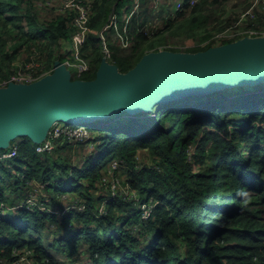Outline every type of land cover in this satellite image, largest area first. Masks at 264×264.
<instances>
[{
	"label": "trees",
	"instance_id": "obj_1",
	"mask_svg": "<svg viewBox=\"0 0 264 264\" xmlns=\"http://www.w3.org/2000/svg\"><path fill=\"white\" fill-rule=\"evenodd\" d=\"M109 1L111 7L131 5L95 0L90 27L98 29ZM199 8L195 4L190 17L177 12L190 31L206 16ZM73 14L67 10L41 21L31 0H0V81L12 73L20 49L47 66L40 41L71 37ZM145 21L130 35L133 52L115 57L119 70L150 49L143 48L149 39ZM90 65L81 78L95 76L98 66ZM84 125L97 134L90 140L94 149L78 153L77 162L70 159L74 141L66 137L51 150L37 151L25 135L0 150L17 147L15 156L0 158L1 258L30 249L40 264H264V82L187 95L147 112L119 111ZM141 151L151 155L150 164L138 161ZM114 158L127 166L118 169L128 173L124 183L139 192V201L103 187L102 174ZM35 181L50 194V211L24 203ZM149 201L145 217L140 207Z\"/></svg>",
	"mask_w": 264,
	"mask_h": 264
},
{
	"label": "water",
	"instance_id": "obj_2",
	"mask_svg": "<svg viewBox=\"0 0 264 264\" xmlns=\"http://www.w3.org/2000/svg\"><path fill=\"white\" fill-rule=\"evenodd\" d=\"M259 82H264V35L197 51L151 50L126 71L103 56L90 79L72 78L56 59L52 71L34 81L0 86V150L25 135L42 143L55 122L81 124L119 111L147 112L187 95Z\"/></svg>",
	"mask_w": 264,
	"mask_h": 264
},
{
	"label": "rangeland",
	"instance_id": "obj_3",
	"mask_svg": "<svg viewBox=\"0 0 264 264\" xmlns=\"http://www.w3.org/2000/svg\"><path fill=\"white\" fill-rule=\"evenodd\" d=\"M31 1L33 4V11L35 12L37 18L41 21H50L57 15H60L61 13L63 14L67 12V10L69 11L73 9V17L70 19V21H68V23L75 25L79 31H84L83 41L82 43L76 44L74 38L75 33H72L71 37L68 39L65 37H44L45 41H40L42 52H44L45 55L48 54L46 57L47 66L44 68L40 66L38 67L39 60L37 55L30 54L29 52L20 49V47V55H18V57L13 61L14 67L12 68V73H48L51 71V69H53L54 61L56 59H60L63 62L68 61V63H70L68 68L69 71H71V75H74L75 64L78 63L80 59L88 64L87 71L92 68L90 65V60L92 66L96 67L99 64V59H102L103 56H106L109 62L116 63V56L122 58L124 56L130 55L133 52L132 47L134 42L130 43L129 39L126 40L124 32L130 30L131 34L133 35V32L136 29H139L143 19L146 20L145 30L149 37L145 44H143V48L147 50L150 48L148 51L159 49H176L185 51L186 48L193 46L202 47L208 45L211 42L218 44L228 40V38L231 37H234L231 39L238 38L239 35L235 32L236 29L241 25H245L246 23L250 22V18L256 14L257 18L255 21H252V23L257 29L264 30V21L261 22L260 19L261 16L264 15V0H195L192 6L184 4V7L181 10L177 9V5L178 2H183V0H131V5H127L129 6L128 8H125L124 5H122L123 7L115 6L116 2L111 7V2L109 1L107 4L102 6L104 10L98 29L92 28L89 25L91 17L96 13V10L93 9L95 0H91L90 6H88L84 0L78 1L74 6L69 5L67 10L65 8L66 0ZM189 1L190 0H188V2ZM197 3L203 7L199 8L200 13L206 16H204L202 20L198 19L193 31H190L188 27H186L188 19L182 20L177 12L183 11L186 17H190L191 11L193 10L192 8ZM124 4L126 5V3ZM83 10L86 11L85 20L78 22L77 20L80 19V15L82 13L81 11ZM193 13L194 11L192 12V15ZM173 15L176 16V18L172 22ZM246 20L248 21L245 22ZM68 23L66 22V25L69 26ZM44 25L50 27V25H47V23H44ZM159 32H163V36L155 35ZM12 41L13 40H9V43ZM76 45L81 46L79 58H72V52ZM82 50L84 54L86 53L88 55L89 58H86L82 55ZM92 59L94 63L92 62ZM85 73L81 77L85 76ZM77 77L80 78V76ZM255 92L256 91H254V93ZM225 95H227V97L223 98H229L235 95L241 96L238 94ZM215 97L217 98L218 95ZM149 117L150 116L143 119L146 120ZM69 124L73 125L72 123ZM81 124L84 123L81 122ZM79 128L78 137H73L70 139L74 141V149L76 148V150L70 154V159L72 162L73 159L77 162L79 159L78 153H80V157L82 152L86 150L92 151L94 149V144L90 140L93 138V135L97 134V131L94 130L91 132L90 128L86 127L85 125L79 126ZM12 147L13 146H11V148ZM53 147L50 149H53ZM11 148H9V150ZM138 155V161L140 163L150 164V154L146 153L145 151H141ZM0 157H2V154H0ZM139 162H135V166L139 165ZM120 165L127 167L125 164ZM106 173L107 169L103 172L102 177L106 176ZM125 174V172L121 173V171L117 169L114 172L115 179H111L114 182L117 181V186H120L123 190H125L123 187L126 186L124 179L129 177L128 173L127 175ZM98 184L100 185L99 182ZM109 184L110 181L103 185V187H105L108 192ZM38 188L42 191L39 186ZM143 207L144 205L141 206V208ZM100 210L102 213H104V206H102ZM147 215L148 214L145 211L143 216Z\"/></svg>",
	"mask_w": 264,
	"mask_h": 264
},
{
	"label": "built area",
	"instance_id": "obj_4",
	"mask_svg": "<svg viewBox=\"0 0 264 264\" xmlns=\"http://www.w3.org/2000/svg\"><path fill=\"white\" fill-rule=\"evenodd\" d=\"M78 1L81 0H66V10L67 7L69 5H76ZM84 2L87 3L88 6H90L91 4V0H84ZM195 0H190L187 5L188 6H192L194 4ZM259 6V5H258ZM264 6V5H263ZM184 7V0L183 2H178L177 5V9H182ZM194 7V6H193ZM73 10V9H71ZM81 15H80V19H78L77 21H84L85 20V10L81 11ZM257 18V14L254 15L252 18H250V22L246 23L245 25H241L240 27H238L236 29V33L239 35V37H243V36H258V35H264V30H259L256 28V26L252 23V21H255ZM74 38L77 43H82L83 41V35H84V31H79L76 28V31L74 32ZM77 33V34H76ZM125 34V39L126 40H130V43L132 42L131 40V32L126 31L124 32ZM238 37V38H239ZM234 38V37H231ZM228 38V39H231ZM236 39V38H235ZM81 46L80 45H76L72 55V58H79V51H80ZM66 67L68 68V66L70 65V63H68V61L64 62ZM38 67H42L41 64L38 62ZM69 69V68H68ZM88 69V64L81 60L75 64V73L74 75H71L72 78H78L77 76H81L87 71ZM52 70V69H51ZM71 73V71H70ZM46 74V73H44ZM44 74H35V73H31V72H25V73H21V72H14L11 73L7 78L3 79L0 82V86H4L7 85L10 81H14V82H31L36 80L37 78L41 77ZM78 129L79 126H73L70 125L68 123L65 122H55L54 124H52V126L49 129L48 132V136L46 137V139L39 144H36V148L37 151H45V150H51L50 148H52L54 146V140H56L57 138L60 137H66L68 139H72L73 137H78ZM17 152V147L13 146L10 150L8 151H4L2 152V159H7L10 157L15 156ZM118 166H120V161L116 158L112 159L108 165L107 168V175L103 176V180L105 182L110 181L109 184V188L108 190L110 191L111 194H123L125 197L127 198H133L136 201H139V194L138 192H136L135 190H130V188L126 185L125 187H123L125 190H123L120 186H117V181H113L111 179H115L114 178V172L118 169ZM35 189L33 191H31L26 200L24 201V203H26V206L28 208H32V207H39L40 209H46L47 211H50L46 205V203H48V201L50 200V194L46 191L43 190V183H39L35 181ZM38 186L42 189V191L38 188ZM63 195V194H62ZM64 196V195H63ZM143 208H141L143 210V213L146 211L148 212L149 208L152 206V202H143L141 203V206H143ZM104 206L103 204L101 205V207ZM78 207L82 208L83 205H79ZM50 208V206H49ZM105 208V207H104ZM150 212V211H149ZM148 212V213H149ZM146 217V216H145ZM14 258L13 259H6V258H1L0 257V264H40L39 262L34 261V259L32 258V254L30 249H25V250H19L16 249L13 253Z\"/></svg>",
	"mask_w": 264,
	"mask_h": 264
},
{
	"label": "crops",
	"instance_id": "obj_5",
	"mask_svg": "<svg viewBox=\"0 0 264 264\" xmlns=\"http://www.w3.org/2000/svg\"><path fill=\"white\" fill-rule=\"evenodd\" d=\"M35 186H36V185H34L33 188H32V190H30V191L27 193V196H28V194H29L31 191H33V190L35 189ZM27 196H26V198H27ZM26 198H25V200H26ZM46 205L48 206L47 208L50 210V208H49V204L46 203ZM42 210L47 211L46 209H42Z\"/></svg>",
	"mask_w": 264,
	"mask_h": 264
},
{
	"label": "bare ground",
	"instance_id": "obj_6",
	"mask_svg": "<svg viewBox=\"0 0 264 264\" xmlns=\"http://www.w3.org/2000/svg\"><path fill=\"white\" fill-rule=\"evenodd\" d=\"M254 92V91H253ZM253 92H249V94L250 93H253ZM87 123V122H86ZM85 124V123H84ZM84 124H73V125H76V126H82V125H84Z\"/></svg>",
	"mask_w": 264,
	"mask_h": 264
},
{
	"label": "clouds",
	"instance_id": "obj_7",
	"mask_svg": "<svg viewBox=\"0 0 264 264\" xmlns=\"http://www.w3.org/2000/svg\"><path fill=\"white\" fill-rule=\"evenodd\" d=\"M234 98V97H233Z\"/></svg>",
	"mask_w": 264,
	"mask_h": 264
}]
</instances>
